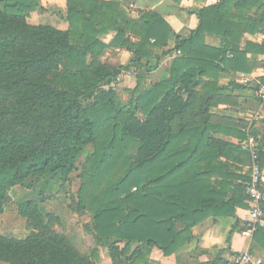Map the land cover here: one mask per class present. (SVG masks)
<instances>
[{
	"label": "trees",
	"instance_id": "trees-1",
	"mask_svg": "<svg viewBox=\"0 0 264 264\" xmlns=\"http://www.w3.org/2000/svg\"><path fill=\"white\" fill-rule=\"evenodd\" d=\"M227 1L197 14L196 30L176 42L175 51L181 55L167 79L139 92V77L130 98L123 100L114 86L118 77L146 54L149 39L155 38V45L165 44L171 34L161 17L145 13L133 21L118 4L67 0L63 19L68 29L61 33L26 23L31 13L45 11L40 0H0V97L13 99L10 106L0 107V215L15 187L33 192L41 183L63 184L84 156L74 207L91 217L89 232L95 242L94 249L81 254L50 231L53 219L49 218L41 220L43 233L24 244L10 245L12 253L3 252L0 260L96 264L98 249L103 248L111 264H150L155 248L165 257L175 254L176 264H233L221 259L222 251H214L211 257L212 252L196 249L198 257L208 255L206 263L198 258L190 263L192 254H178L193 240L192 228L205 217L233 218L232 230L245 229L236 210L249 208L245 194L249 171L240 175L227 161L241 153L251 165L250 153L209 134L224 132L240 140L256 137L238 127L224 131L225 127L209 122L208 107L220 90L202 78L211 74L215 79L240 69V63L245 66L240 56L245 59L251 51L264 54V44H249L241 52L238 43L243 30L237 33L227 23ZM255 1L240 0L243 4ZM258 18L245 30L252 32L260 25L264 30V13ZM110 30L117 35L105 45L98 37ZM129 32L140 38V45L129 42ZM206 35L218 37L221 47H204ZM112 47L133 54L129 65L100 62ZM197 48L211 54L208 63L197 57ZM51 69L56 70L50 78H32V73ZM262 83L264 77L253 89L257 91ZM196 90L208 96L196 95ZM257 154L263 167L260 144ZM137 185L143 187L139 193H135ZM40 199L19 202L18 214L39 222L43 213L39 204L46 198ZM260 208L264 221V202ZM248 228L255 249L264 252V228L259 223Z\"/></svg>",
	"mask_w": 264,
	"mask_h": 264
},
{
	"label": "crops",
	"instance_id": "crops-1",
	"mask_svg": "<svg viewBox=\"0 0 264 264\" xmlns=\"http://www.w3.org/2000/svg\"><path fill=\"white\" fill-rule=\"evenodd\" d=\"M106 3H114L122 6L133 21H138L140 16L145 13H154L161 17L166 26L170 28L171 34L165 44L155 45V38L149 39L145 45V55H140L135 66L122 72L114 84L116 91L123 100L129 99L132 91L138 85V78L141 77L138 90L146 91L153 88V85L167 79L170 75V69L174 60L181 54L175 51L177 40L187 39L191 32L196 30L199 24L197 14L206 7L216 5L221 0H99ZM41 6L45 11H35L30 15V21L34 20L37 26H50L59 30H66L68 24L64 21L67 12V0H40ZM263 4V5H262ZM58 6L60 9L56 16L49 20L44 19L48 14V7ZM224 12L227 16L226 21L232 29L239 33L243 30L239 38V47L241 52L246 50L247 45L261 46L264 44L263 25L252 28L248 32L244 27H248L251 22L259 21L264 13V0H256L251 4H243L240 0H228L224 6ZM41 21H44L43 23ZM47 23V24H46ZM257 28L259 30H257ZM117 33L110 30L101 35L98 39L105 45H110ZM126 38L135 47L141 44L140 38L129 32ZM204 47L207 49H219L221 40L216 36L206 35L204 37ZM179 52V53H178ZM199 59L208 63L211 54L205 49H195ZM133 54L123 49H107L100 58L102 64L113 66H127L130 63ZM228 57L231 59L232 56ZM240 69L236 71L228 70L225 73L218 74L215 79L207 75L202 78L204 82L214 83L220 90L218 95L208 107L209 122L213 125L219 124L225 127H238L242 132L252 134L256 137L255 143L264 148V104L257 97V91L253 89L258 84L260 78L264 77V54L251 51L244 59L240 56ZM229 66V65H227ZM213 87H209L212 89ZM196 95L208 96V94L199 90ZM214 139L236 145L245 149L243 144L247 140H240L236 137L228 136L223 133L209 134ZM249 138V137H248ZM226 161V159H222ZM232 167L238 169L237 173L243 175L248 172L250 161L241 153L236 154L234 158L227 161ZM263 183L264 189V166ZM249 209H237L236 217L244 223V230L237 228L232 230L235 219L228 217H205L201 219L192 230L193 240L185 244L178 254H194L196 249L210 251L211 257H214V251H222V258L229 262L234 256L250 253L260 257L264 261V252L255 249L252 240V230L246 229L248 224H253ZM246 223V225H245ZM264 228V221L259 223ZM177 256L174 254L165 257L159 250L153 249L150 257V264H176ZM198 262H208V255L198 257Z\"/></svg>",
	"mask_w": 264,
	"mask_h": 264
},
{
	"label": "rangeland",
	"instance_id": "rangeland-1",
	"mask_svg": "<svg viewBox=\"0 0 264 264\" xmlns=\"http://www.w3.org/2000/svg\"><path fill=\"white\" fill-rule=\"evenodd\" d=\"M59 9L60 8L56 5L48 7V14L47 16H44V19L49 20V18L53 15L56 16L55 14L58 13ZM30 15L25 20L26 23L29 26H37L34 25V20L30 21ZM41 22L43 23L44 21ZM15 25V27H18V23H15ZM67 29L57 30H59L61 33H65ZM110 49H113V47ZM56 69H51L43 73H32V78L45 80L50 78ZM12 100L13 99L11 97H0V107L10 106ZM43 129H46L45 125L43 126ZM30 130L33 131V128L25 130L20 129V131ZM84 162L85 157L83 156L78 164V169L74 171L69 176L68 180L63 184L60 182L49 181L47 183L39 184L37 188H35L36 190L33 192L22 186H17L11 191L10 200L6 205L4 212L0 215V255H4L3 252L7 253V255L12 253V251L8 249L10 245L24 244L33 235H39L40 233H43L41 220L47 222L49 218L53 219L50 231L62 237L63 244L69 245L73 249L79 251L81 254L89 252L95 248L93 236L89 232V228L92 225L91 217L85 212H76L74 207V203L77 201V192L80 187L79 169ZM136 188L138 191L135 193H139V191H142L143 187L137 185ZM131 191L132 190H130V193H132ZM39 193L41 196L36 198ZM40 198H46V200L39 204V206L43 208V213L39 222L27 217H21L18 214L19 202L30 199H39L38 201H40ZM8 242L10 243L8 244ZM98 252L99 260L96 262V264H111V259L109 258V254L106 249L99 248ZM39 254L40 251H37L36 255ZM198 255L199 253L192 254V261H190V263L197 261L196 259L198 258ZM221 259L223 260L224 258ZM0 264L7 263L0 260Z\"/></svg>",
	"mask_w": 264,
	"mask_h": 264
},
{
	"label": "built area",
	"instance_id": "built-area-1",
	"mask_svg": "<svg viewBox=\"0 0 264 264\" xmlns=\"http://www.w3.org/2000/svg\"><path fill=\"white\" fill-rule=\"evenodd\" d=\"M179 53V52H178ZM257 97L264 104V83L259 84L257 90ZM243 147L249 151L251 157V165L249 171V182L246 185L245 194L247 196V203L250 206L249 213L252 223H261L263 212L260 205L264 202L263 183V169L258 164L257 144L254 139L249 137L243 144ZM135 190V189H134ZM233 264H264L260 257H256L250 253H244L233 257Z\"/></svg>",
	"mask_w": 264,
	"mask_h": 264
}]
</instances>
